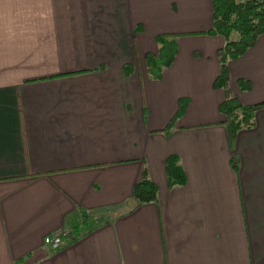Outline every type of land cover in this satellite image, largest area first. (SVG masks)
Masks as SVG:
<instances>
[{
	"label": "crops",
	"instance_id": "1",
	"mask_svg": "<svg viewBox=\"0 0 264 264\" xmlns=\"http://www.w3.org/2000/svg\"><path fill=\"white\" fill-rule=\"evenodd\" d=\"M211 20V0H0V264H264V105L230 144L223 39L193 33ZM161 31L181 33L152 79ZM228 70L239 101L264 100V31ZM169 153L183 184H167ZM143 167L156 199L135 203ZM86 214L102 222L66 242Z\"/></svg>",
	"mask_w": 264,
	"mask_h": 264
},
{
	"label": "trees",
	"instance_id": "2",
	"mask_svg": "<svg viewBox=\"0 0 264 264\" xmlns=\"http://www.w3.org/2000/svg\"><path fill=\"white\" fill-rule=\"evenodd\" d=\"M212 20L206 29L193 33L219 34L222 44L216 48L218 71L212 81L215 88L223 90V98L218 103V110L223 115L221 122L225 125L230 144L238 129L249 127L254 122V111L264 100L253 103H243L231 92L228 78V60L240 55L248 46L254 43L257 35L264 31V0H211ZM141 29L140 24L134 26V31ZM181 32L161 31L155 34L156 50L143 54L144 68L148 77L160 78L163 70L169 66L176 53V38ZM123 74L133 70L130 62L121 65ZM236 83L240 89L250 88L248 79L238 77ZM186 98L178 99V106L167 124L160 128L165 134L169 133L174 120L183 112ZM230 163L236 166L235 156H230ZM165 175L168 186L183 184L186 175L180 158L176 153H169L165 158ZM157 185L148 175L147 169L142 168L139 177L132 184V197L135 203L153 201L156 199ZM89 217V218H88ZM102 220L92 218L88 214L80 222L72 223L66 242H70L96 227Z\"/></svg>",
	"mask_w": 264,
	"mask_h": 264
},
{
	"label": "built area",
	"instance_id": "3",
	"mask_svg": "<svg viewBox=\"0 0 264 264\" xmlns=\"http://www.w3.org/2000/svg\"><path fill=\"white\" fill-rule=\"evenodd\" d=\"M64 231H61L60 233H55V234H46L43 236V242L48 243L52 246H57L60 243V235L61 233H64Z\"/></svg>",
	"mask_w": 264,
	"mask_h": 264
},
{
	"label": "rangeland",
	"instance_id": "4",
	"mask_svg": "<svg viewBox=\"0 0 264 264\" xmlns=\"http://www.w3.org/2000/svg\"><path fill=\"white\" fill-rule=\"evenodd\" d=\"M83 213V212H82ZM84 214V213H83ZM89 218V217H88Z\"/></svg>",
	"mask_w": 264,
	"mask_h": 264
},
{
	"label": "water",
	"instance_id": "5",
	"mask_svg": "<svg viewBox=\"0 0 264 264\" xmlns=\"http://www.w3.org/2000/svg\"><path fill=\"white\" fill-rule=\"evenodd\" d=\"M84 213V212H83Z\"/></svg>",
	"mask_w": 264,
	"mask_h": 264
}]
</instances>
